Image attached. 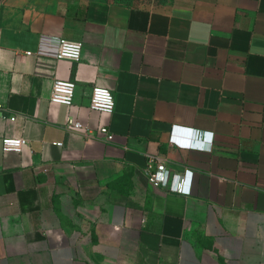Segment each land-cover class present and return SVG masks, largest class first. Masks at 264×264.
Returning a JSON list of instances; mask_svg holds the SVG:
<instances>
[{
  "label": "crops",
  "instance_id": "0c3cea01",
  "mask_svg": "<svg viewBox=\"0 0 264 264\" xmlns=\"http://www.w3.org/2000/svg\"><path fill=\"white\" fill-rule=\"evenodd\" d=\"M43 36L81 60L37 53ZM0 103V264H264V0H0ZM150 155L191 169V194L153 186Z\"/></svg>",
  "mask_w": 264,
  "mask_h": 264
},
{
  "label": "built area",
  "instance_id": "2783aa9c",
  "mask_svg": "<svg viewBox=\"0 0 264 264\" xmlns=\"http://www.w3.org/2000/svg\"><path fill=\"white\" fill-rule=\"evenodd\" d=\"M47 40H54L56 46L54 49L47 47ZM83 42L79 40H70L64 37L43 36L37 53L51 54L57 59H69L71 61H80L83 55ZM31 54L32 51H28ZM77 82L74 79H55L52 86L50 100L54 103L66 105L69 109L74 105ZM115 95L108 85L95 84L92 88L90 108L104 114H111L115 110ZM0 110H5L0 103ZM16 120L17 115L11 114L7 118ZM66 126L73 131L86 133L87 126L77 117L68 113ZM99 132L107 141L114 139V134L106 125L99 128ZM214 133L202 132L194 129V133L189 147L193 149L212 150ZM3 149L5 151H22L28 144L27 139L23 137H2ZM62 145L63 143H59ZM147 177L149 182L155 187H164L170 191L189 195L192 191L193 171L186 169L183 173H172L165 160L159 155H150L147 167Z\"/></svg>",
  "mask_w": 264,
  "mask_h": 264
},
{
  "label": "trees",
  "instance_id": "16d2710c",
  "mask_svg": "<svg viewBox=\"0 0 264 264\" xmlns=\"http://www.w3.org/2000/svg\"><path fill=\"white\" fill-rule=\"evenodd\" d=\"M114 1H119L122 3H132L134 0H114Z\"/></svg>",
  "mask_w": 264,
  "mask_h": 264
}]
</instances>
